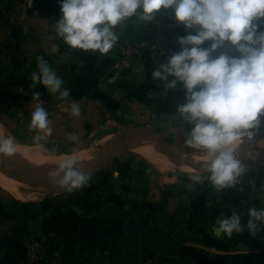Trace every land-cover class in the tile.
Wrapping results in <instances>:
<instances>
[{"label":"crops","instance_id":"0c3cea01","mask_svg":"<svg viewBox=\"0 0 264 264\" xmlns=\"http://www.w3.org/2000/svg\"><path fill=\"white\" fill-rule=\"evenodd\" d=\"M1 2L7 4L0 7V101L4 104L0 108V137L4 133L14 136L19 147L48 146L50 156L88 151L108 137H116L118 144L106 155L96 156L94 165L83 168L90 174L88 183L71 191L56 184L51 174H40L24 165L20 172L34 176L37 184L33 172L50 178V184H39L43 189L62 191L50 200H38L44 201L40 215L35 212L39 207L28 208L26 203L30 202L16 199L0 186V264H25L28 244L24 235L36 224L48 225L45 234L50 236V248L62 249L64 264H264V224L257 221V232L247 229L248 209L264 208V148L246 155L247 147H257L256 141L264 138V117L258 140H246L238 148L237 157L244 162L246 172L234 187L217 190L208 179L210 173L200 168L191 175L157 173L140 154L135 165L117 167L114 180L122 184L126 179L137 185V178L145 175L146 185L141 190L121 184L103 188L93 178L118 163L120 153L130 148L136 137L154 138L142 132L145 128L158 132L184 158L196 152L185 144L193 125L178 111L186 103L182 82L166 88L167 81L152 75L180 50L178 37L188 34L170 12L164 14L171 28L162 46L138 56L131 71L116 72L112 65L119 57L121 39L147 32L138 16L124 20L113 48L101 54L71 48L56 34L58 0ZM220 51L235 54L229 47L216 54ZM37 57H43L63 81L59 91L53 93L32 80L33 73H39ZM63 90H68V97H60ZM72 102L81 105L78 117L71 113ZM37 103L49 112L52 134L42 136L37 143L17 140V132L37 135L30 127ZM0 157L3 163L21 161L15 156ZM0 170L7 176L11 172L1 164ZM197 174L200 181L192 179ZM233 212L241 216L244 231L231 237L216 235L217 220ZM39 232L37 227L27 236L33 239ZM139 245L146 246V255L140 254Z\"/></svg>","mask_w":264,"mask_h":264},{"label":"clouds","instance_id":"9594fccd","mask_svg":"<svg viewBox=\"0 0 264 264\" xmlns=\"http://www.w3.org/2000/svg\"><path fill=\"white\" fill-rule=\"evenodd\" d=\"M59 18L56 34L74 49L107 54L118 37L113 29L122 21L138 16L152 21L157 14L171 13L177 24L188 34L178 37L180 50L172 53L167 63L153 71L154 78L167 81L166 88L182 82L186 103L179 113L192 124L185 144L196 152L197 161L210 175L208 179L217 189L234 187L243 173L244 162L237 157L239 146L255 140L264 117V0H58ZM205 42H209L204 47ZM229 47L235 54L217 50ZM39 73L32 80L55 93L63 81L58 78L43 57H37ZM169 76L173 79L169 80ZM38 95V94H37ZM69 96L68 90L60 97ZM71 113L81 115V105L72 102ZM49 112L37 103L31 113L30 127L37 131L33 141L39 142L52 134ZM75 138V134H69ZM264 148V138L256 141ZM43 149L42 145H38ZM15 137H0V154H17ZM252 155V150L246 153ZM79 157L66 155L57 164L52 179L60 187H84L90 174L76 167ZM200 181L199 174L192 177ZM247 229L260 231L257 221L264 224V208L248 209ZM241 216L218 219L216 235L231 237L241 233Z\"/></svg>","mask_w":264,"mask_h":264},{"label":"rangeland","instance_id":"374dc122","mask_svg":"<svg viewBox=\"0 0 264 264\" xmlns=\"http://www.w3.org/2000/svg\"><path fill=\"white\" fill-rule=\"evenodd\" d=\"M2 46H3V42H0V65H1V62H2V55H3ZM3 106H4V104H2V102L0 101V108H3ZM8 135L9 134H7V133L3 134V136H8ZM33 136H35L34 132H33ZM17 140L23 141V142H27V143H35L33 141V137L26 130L22 131V132H17ZM115 141H116V137H108V138L102 140L101 143L99 145H96L94 148L88 149V151L79 152V153H83L85 157H84L83 161H81L78 165H76V167H81L83 169V168H87V166H89L91 164L94 165L95 164L94 162H96L95 161L96 156H98V155L101 156L102 154L106 155L107 151H109L111 148H114V146H116L118 144ZM120 141L121 140H119V143H120ZM156 142H158V141H156ZM16 143H17V141H16ZM146 144L150 145L149 148L147 149V151H148V153H150L151 156H153V155H155L157 153L161 154V152H160L161 149L153 141L147 140L146 138H144V139L135 138V141L132 143L130 148H128V149H126V150H124L123 152L120 153V159H119L118 163L116 162L115 164H113L110 167L106 168L103 171L104 173H102V175H100V177L96 176V177H93V178H97L96 180L101 183L100 187H103V188H111L112 186L120 185L121 183L118 184L117 180L116 181L114 180L116 178V177H114V171H117V167H121L122 165H130V166L135 165L138 162V160L136 159V155H138V157L140 156L139 155L140 153L136 150V147L144 146ZM38 145L39 144H35L34 146L24 147V149H29L31 151H35V153H38V155L43 156V157L50 156V148L48 146H45V145L41 144L43 146V149H41ZM160 146H161V144H160ZM133 150H134V152H133ZM250 150H252V152L257 151V150H253V147H247L246 152H249ZM178 153H180V152L178 151ZM174 159L176 161H178L177 158H174ZM24 165H26V166H28V167H30L32 169H36V170L39 169L38 172L40 174H42V173L48 174L47 172H44L41 168L36 167L34 164L28 162L27 160H21L17 164H15L14 162L13 163H3V166H5L8 170L11 171V172L8 173V176H9L11 181H14V182L15 181H23V182L28 183L30 185L31 184L34 185L35 186L34 188H30V189H26V190L29 191V192H36L38 195H41V196L43 195L41 197V199L46 198V199L50 200L51 196H53L54 194L62 192L59 189H55V190H52V191H49V192L44 191L42 186L41 185L39 186V184H37L36 178L34 176H30L28 174L20 172V171H22L24 169ZM13 170L17 171V173H14ZM198 171H199L198 169H196V170H192L191 169V170H188V171H185V172L184 171H180V170H175L174 174H176V175H191V174L198 173ZM156 172L158 173L160 171L157 170ZM156 172H155V174H157ZM132 174H134V173H132ZM0 175H3L5 177L7 176L1 170H0ZM125 180H123V181L121 180V182H122L121 185L122 186L131 187V188H137V189L141 190L146 185L145 184L146 183L145 182V175H143L142 177L137 178V185H135L132 181H125ZM98 182L96 184H98ZM94 184H95V181H94ZM38 187L40 188V190H39ZM137 193H139V192H137ZM132 196H135V195H132ZM41 199H39V200H41ZM43 202L44 201H35V202L26 203V205L30 209L39 207L40 211H35V212L39 213V215H40V213L43 212L42 209H41L44 206ZM46 226H48V225H46V224H43V225L36 224V226L32 227L31 229L29 227L27 230L31 231V230H33V229L38 227L40 232H39V235L35 234L36 237H38L40 239H46L47 236H46L45 233H46V230H48V228ZM28 231H26L25 235H24V240L27 241V244H28L27 246H29V244H30V242L32 240L31 236H27Z\"/></svg>","mask_w":264,"mask_h":264},{"label":"built area","instance_id":"2783aa9c","mask_svg":"<svg viewBox=\"0 0 264 264\" xmlns=\"http://www.w3.org/2000/svg\"><path fill=\"white\" fill-rule=\"evenodd\" d=\"M123 23L124 21L117 25L113 31L117 33ZM140 23L147 28V32L144 35H127L121 39L119 57L112 65L114 71H131L133 62L138 56L162 46L166 32L171 28L170 22L164 14H157L152 21L140 19ZM25 264H64L63 251L61 248H50V236L46 239L35 237L28 246Z\"/></svg>","mask_w":264,"mask_h":264},{"label":"bare ground","instance_id":"6f19581e","mask_svg":"<svg viewBox=\"0 0 264 264\" xmlns=\"http://www.w3.org/2000/svg\"><path fill=\"white\" fill-rule=\"evenodd\" d=\"M137 139H144L151 140L154 143L158 145V147L162 150L163 153H157L153 156L148 153L147 149L149 148V144H146L144 146H138L136 147V150L142 155L147 161H149L157 170L161 172H167V171H188L193 168H190L188 166H184L183 164L177 162L170 154L166 153L162 146H160V143L156 142L157 140L152 137H145V136H138ZM257 139V138H256ZM258 140V139H257ZM255 143V142H254ZM246 144V143H245ZM253 144V143H250ZM248 145V144H247ZM257 146V145H255ZM260 147H254L253 150H258ZM197 155H200L201 153H196ZM77 155L79 157V160L77 162V165L83 161L84 154L83 153H77L72 154ZM245 155V154H244ZM21 160H27L28 162L34 164L36 167L41 168L44 172H47L48 175H52L55 171L57 164L60 162V160L66 156V154H61L57 156H40L38 153H35V151H31L29 149H24V147L18 146L17 154L13 155ZM188 160L192 162L197 163H204L203 161H197L195 159V156L188 154L185 156ZM190 168V169H189ZM39 170V169H38ZM195 170V169H194ZM45 177V176H44ZM56 183V182H55ZM0 186L9 191L16 199L22 201V202H35L41 199V195H38L36 192H29L26 189L34 188L35 186H32L28 183H25L23 181H11L9 177H5L3 175H0ZM39 188V187H38ZM37 188V189H38ZM40 190V188H39ZM46 192H49L50 189H43Z\"/></svg>","mask_w":264,"mask_h":264},{"label":"water","instance_id":"95a60500","mask_svg":"<svg viewBox=\"0 0 264 264\" xmlns=\"http://www.w3.org/2000/svg\"><path fill=\"white\" fill-rule=\"evenodd\" d=\"M142 132H144V133H148V134H150L151 136H153L154 138H156L157 140H159L160 143L162 144L163 148H164L168 153H170V154H172L173 156H175V157H176L181 163H183L184 165L189 166V167H192V168H196V169H198V168L203 169V168L201 167V164H200V163H194V162H192V161H190V160H188V159L182 157L180 154H178V153L174 150V148L171 147V145L168 143V141H167L164 137H162L158 132H156L155 130H152V129H149V128H145V129H142ZM108 155H110V153H109ZM0 160H2L1 157H0ZM0 164L3 165V162H0ZM203 170H205V169H203ZM90 171H92V170H90ZM205 171H207V170H205ZM33 174H35L36 177L38 178V183H39V184H43V185L50 184V178H48V177H43V176H41V175L38 176L35 172H33ZM138 248H139V252H140V254H143V255H146V254H147V248H146V246H144V245H139Z\"/></svg>","mask_w":264,"mask_h":264},{"label":"trees","instance_id":"16d2710c","mask_svg":"<svg viewBox=\"0 0 264 264\" xmlns=\"http://www.w3.org/2000/svg\"><path fill=\"white\" fill-rule=\"evenodd\" d=\"M6 4H7L6 2H4V3L1 2V3H0V5H1L0 7L3 8V7H5Z\"/></svg>","mask_w":264,"mask_h":264}]
</instances>
